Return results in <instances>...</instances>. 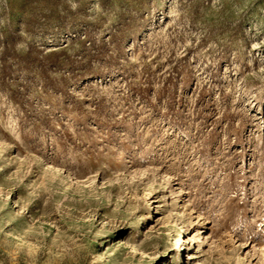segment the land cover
<instances>
[{
    "label": "rangeland",
    "instance_id": "374dc122",
    "mask_svg": "<svg viewBox=\"0 0 264 264\" xmlns=\"http://www.w3.org/2000/svg\"><path fill=\"white\" fill-rule=\"evenodd\" d=\"M0 264H264V0H0Z\"/></svg>",
    "mask_w": 264,
    "mask_h": 264
},
{
    "label": "trees",
    "instance_id": "16d2710c",
    "mask_svg": "<svg viewBox=\"0 0 264 264\" xmlns=\"http://www.w3.org/2000/svg\"><path fill=\"white\" fill-rule=\"evenodd\" d=\"M41 1H54L56 4L59 3V0H41ZM81 11H83V8H80V6H78L77 10H75L74 13H80ZM18 39H20V36H18L17 33H13L11 36L3 38V40L1 41V42H4V45L6 46L4 54L2 55V60H3L2 68L4 69V71H6V68L9 67L8 59L14 58V57H19L20 60H24L26 64L37 62L43 73L49 72L53 68V66L58 65L60 63L61 60L59 59V56L63 53V51L52 50L49 52H43V50H40V53H42V55L39 56L38 54L34 56L32 54V50L34 48L29 47L25 55L23 56L18 55L15 52V45ZM90 55L101 59L99 63L101 67L103 66V63H104L103 60L105 59V57L109 59V62L111 61V58H112V54L108 53V46L106 44L103 45L102 47H99L95 52L91 53ZM106 65L108 67L110 66V63H107ZM71 69H74V67L71 66ZM8 73H9L8 71L5 72V74H8ZM99 75L100 77L102 76V71H99ZM169 87L168 85L164 84L162 89L165 91L166 90L169 91L170 90ZM57 89L61 91L65 90L62 85L57 86Z\"/></svg>",
    "mask_w": 264,
    "mask_h": 264
}]
</instances>
